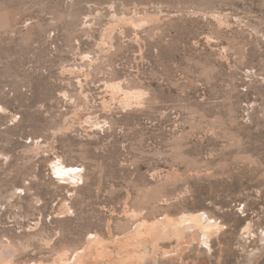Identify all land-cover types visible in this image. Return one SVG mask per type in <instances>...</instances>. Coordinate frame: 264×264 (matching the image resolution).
Wrapping results in <instances>:
<instances>
[{
    "label": "rangeland",
    "instance_id": "374dc122",
    "mask_svg": "<svg viewBox=\"0 0 264 264\" xmlns=\"http://www.w3.org/2000/svg\"><path fill=\"white\" fill-rule=\"evenodd\" d=\"M82 248L264 264V0H0V257Z\"/></svg>",
    "mask_w": 264,
    "mask_h": 264
},
{
    "label": "bare ground",
    "instance_id": "6f19581e",
    "mask_svg": "<svg viewBox=\"0 0 264 264\" xmlns=\"http://www.w3.org/2000/svg\"><path fill=\"white\" fill-rule=\"evenodd\" d=\"M115 88L118 90H122L121 85H115ZM145 93L142 90H140L139 92H132L129 91L127 92V98L129 100H139L142 96V94ZM170 222H174L175 225L177 226L178 224L181 226V228H185L184 224H186L187 222H198L201 223V229L206 231L204 238L201 241V244H205L209 242V239L211 237V235L213 234V230L217 229L219 226L218 222H210L208 224H204L202 223V219L203 216L202 214H197V213H192V215H184L183 217L181 216H171L169 214H166L165 216ZM163 223L161 222V220L156 219L154 221H148V220H143L136 228L135 232H134V238L133 241L136 244L137 247H141L144 243V240L149 238L150 236L152 237V234L154 232V230L158 227V224ZM126 245H128L129 241L126 240ZM146 242V241H145ZM108 241L105 240L104 238L95 235L92 236L89 240V248H91L92 246L96 247V250H98L99 255H109L112 256V251L110 250V248L108 247ZM68 251V250H67ZM67 251L66 253H62L59 255V257L61 258V261H57L53 264H85L86 256L84 253V249L82 248V250L78 249L77 250V254L73 259L71 258H67ZM0 264H14L12 262V258L11 257H7V258H2L0 257ZM43 264V263H42ZM139 264H146L144 263V258H140Z\"/></svg>",
    "mask_w": 264,
    "mask_h": 264
}]
</instances>
